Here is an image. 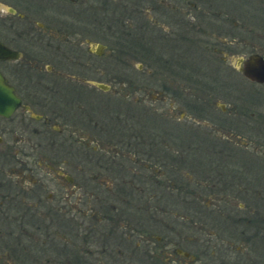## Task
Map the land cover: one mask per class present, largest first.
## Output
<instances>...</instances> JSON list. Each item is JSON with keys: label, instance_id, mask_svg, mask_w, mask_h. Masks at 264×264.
<instances>
[{"label": "flooded vegetation", "instance_id": "1", "mask_svg": "<svg viewBox=\"0 0 264 264\" xmlns=\"http://www.w3.org/2000/svg\"><path fill=\"white\" fill-rule=\"evenodd\" d=\"M251 1L0 0V264H264V174L195 175L150 154L201 142L264 158V80L244 72L264 61V0ZM188 43L206 61L184 60ZM214 66L218 80L189 72ZM103 94L123 100L104 106L112 119ZM135 105L151 126L129 133ZM101 155L121 171L89 163Z\"/></svg>", "mask_w": 264, "mask_h": 264}, {"label": "rangeland", "instance_id": "2", "mask_svg": "<svg viewBox=\"0 0 264 264\" xmlns=\"http://www.w3.org/2000/svg\"><path fill=\"white\" fill-rule=\"evenodd\" d=\"M246 2H247V6H242L241 10L242 11H246L247 10V12H250L251 9H252V7L250 6L252 1L251 0H246ZM113 9L114 10L117 9L115 5L111 6V10H113ZM252 10H255V9H252ZM259 12H261V11L256 9L255 13H259ZM106 15L107 14H105L103 16V20L105 19ZM263 20H264V16H263ZM262 22L264 24V21H262ZM143 37H145L144 33H143ZM144 40L145 39H142L141 42L144 43L145 42ZM262 41H263V44H264V40H262ZM190 47H191L190 43L187 44L186 49H185V45L183 46L182 58L184 60H185L186 57H191L192 59L206 61L202 57V55L200 54V48H198L196 50L197 47H195V48H192V50H191ZM249 48L250 47L248 45L246 47V50L249 49ZM153 54H158V52L157 51H155V52L151 51V55L152 56H153ZM104 64L106 65V67H109V69L112 70L113 72H121V64L120 63L112 61V62H108V63H104ZM153 64H155V63H153ZM219 69L220 68L218 66H214V69L211 68L209 70L208 69H203V68H200L199 70H197L196 67H192L191 71H189V72H190V74H193L196 77H201L202 75H204V76H207V78L209 77L211 80L212 79L218 80L219 79V74H218L219 73ZM222 71L223 70L221 69L220 73H222ZM186 72L187 71L184 68H178L177 71H176V73H179V74H186ZM240 83H241V81H240ZM136 93L141 94V90L136 91ZM102 96L103 97H102L101 103H102L103 107L99 108V111H101V117L103 115V118L105 119V115L107 114L108 117L112 119L113 116L110 115V111L109 110H114V108H104V106H108V105H111V104H122L123 100H122L121 97H116V96H114L112 94H103ZM144 101L147 103L146 100H144ZM155 103H158V102H155ZM163 105H166V103L165 102H160V106H163ZM123 110L126 111L125 112L126 116H129L130 118L132 117L134 119V124L131 125L129 129H127L129 131V133H131V129L132 128H133V130L135 129L136 132L137 131L140 132L141 130L143 131V129L150 128L151 124L148 121L149 112L147 110H144V109L143 110H139L137 105L134 106V109H131L130 113H129V109L128 108H125ZM212 121L215 122V123L218 122L217 119H215V120L212 119ZM105 123L104 124L106 125V129H102V131H103L102 133L105 136H111L112 137V136H118L119 135L120 137H127V135H128L127 130H123L122 127L119 124H116V123L112 124V123H108V122H105ZM142 127H144V128H142ZM152 127H156L157 130H159L162 133L164 132V130H166L168 133L170 131L178 133L177 129L175 127L171 126L168 123L165 126L164 124L160 125L159 122L155 121V124L152 123ZM246 130L250 134L253 133L251 126L247 125ZM179 133H180L179 135L183 139L187 138V140H188L189 137L191 136L190 134L187 135V133L185 131H183V129ZM252 135H255V134H252ZM177 137H175V136L169 137L168 135H165V138L167 139V141H171L172 138H177ZM213 137H214V135H213ZM128 138H130V137H128ZM213 139H214L213 142H218V140L215 137ZM153 140H155V139H153ZM212 146L213 145H211V144H203L201 142H200V144H198V146L195 145L192 148L191 147L187 148L186 146H184L185 151H184V153H183V155L181 157L182 159L180 157L173 156V154L171 152H169L168 150H165V152L161 151V150H158L157 145L153 146L155 148H152L150 150V154L158 156V154L160 153L159 157L165 158L166 162L171 161V158H173V160H175V161H178L179 163L182 161L184 166H188V167L192 168V170L195 173V175H200L201 174V175H206L208 177V176H214V175H221L222 176V174H224V175L235 174L237 177L243 179L248 174H250V175L251 174H255V173H257L258 175L261 174V173L264 174V158L263 157L261 158L258 155L257 156L258 159L252 160L251 157L246 156V154H242V156L238 155L237 159H233V155H232L230 157L231 158L230 161H226L224 159L227 158V157H224L222 152H217L215 150H211ZM222 147H224V145H222ZM186 150H189V151H186ZM96 159H97L96 162H95V160H89V163L90 164H94V165L105 164L106 165L105 169L110 173V175H114L115 173L118 174L121 171V170L119 171V170H116L115 168H113L112 165H110L109 162L107 163V161H106L107 158L105 156L103 157L101 155V156H99ZM166 169H167L168 173L171 172L169 170V168H166ZM253 179H255L254 184H259L255 177ZM246 183L248 184L249 182H246ZM220 184H221V181H220ZM221 185L218 187L219 189H221ZM234 186H236V185H234ZM261 187L264 189V184H262ZM208 194H209V191H207V190H203V192L200 193V196L203 199L202 202L206 201V200H210V198L208 197ZM213 194H215V193H213ZM218 194H220V193H218ZM108 196H109V199H110V195H108ZM235 199L236 200H240L239 197L235 198ZM168 200L169 201H173L174 203H177V198H172V197L168 196ZM217 200H221V199H217ZM254 200L258 201L259 205H262L264 203V196L263 195L258 196L256 198H254ZM222 201L223 200H221L220 202H222ZM211 205H209V206H211ZM134 208H135V206H134ZM134 208H129V211L127 212L128 216L129 217L132 216L136 221L137 220L139 221L140 219L143 220V217L142 216L140 217L139 209H137L138 207H136V209H134ZM230 212H233V211H230ZM241 213H245L246 214V211L245 212L244 211L243 212L239 211V214H241ZM162 214H164V213H162ZM163 216H165V214ZM151 221H152V219H151ZM158 226L164 227V223L163 222L161 224L159 223ZM150 229H151V233H153V232L155 233L156 232V231H154L155 229H152V228H150ZM261 238L262 239L260 240V242H261L262 246L260 247V251L263 252V257L262 258L264 260V236H262ZM151 241H152V244H153V240H151ZM140 243H142V241ZM155 249H156V247H155ZM40 259H44V258H40Z\"/></svg>", "mask_w": 264, "mask_h": 264}, {"label": "water", "instance_id": "3", "mask_svg": "<svg viewBox=\"0 0 264 264\" xmlns=\"http://www.w3.org/2000/svg\"><path fill=\"white\" fill-rule=\"evenodd\" d=\"M251 61H255V64H253V69H246L244 72L251 78L264 80V61L256 55L250 56L248 58L247 64H249Z\"/></svg>", "mask_w": 264, "mask_h": 264}]
</instances>
